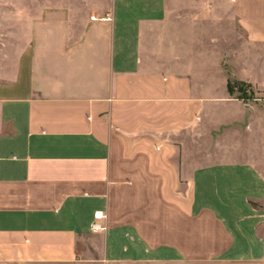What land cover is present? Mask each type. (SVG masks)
Wrapping results in <instances>:
<instances>
[{
  "label": "crops",
  "instance_id": "1",
  "mask_svg": "<svg viewBox=\"0 0 264 264\" xmlns=\"http://www.w3.org/2000/svg\"><path fill=\"white\" fill-rule=\"evenodd\" d=\"M0 264H264V0H0Z\"/></svg>",
  "mask_w": 264,
  "mask_h": 264
},
{
  "label": "built area",
  "instance_id": "2",
  "mask_svg": "<svg viewBox=\"0 0 264 264\" xmlns=\"http://www.w3.org/2000/svg\"><path fill=\"white\" fill-rule=\"evenodd\" d=\"M106 215L103 211H96L95 212V219L92 221V229L95 231L102 230L105 228L100 222L101 219H104Z\"/></svg>",
  "mask_w": 264,
  "mask_h": 264
},
{
  "label": "trees",
  "instance_id": "3",
  "mask_svg": "<svg viewBox=\"0 0 264 264\" xmlns=\"http://www.w3.org/2000/svg\"><path fill=\"white\" fill-rule=\"evenodd\" d=\"M236 86H237L236 83H233L232 81H229L228 87H229V91H230L231 93L235 92V90H236ZM238 90L241 91V95H242V96H247V93H245V92H246V91H245V88H244L242 85L238 87Z\"/></svg>",
  "mask_w": 264,
  "mask_h": 264
},
{
  "label": "rangeland",
  "instance_id": "4",
  "mask_svg": "<svg viewBox=\"0 0 264 264\" xmlns=\"http://www.w3.org/2000/svg\"><path fill=\"white\" fill-rule=\"evenodd\" d=\"M246 93V92H245ZM252 96H254V92L252 93Z\"/></svg>",
  "mask_w": 264,
  "mask_h": 264
}]
</instances>
